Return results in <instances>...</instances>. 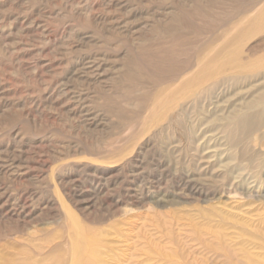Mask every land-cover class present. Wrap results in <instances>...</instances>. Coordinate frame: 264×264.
<instances>
[{"label":"rangeland","instance_id":"374dc122","mask_svg":"<svg viewBox=\"0 0 264 264\" xmlns=\"http://www.w3.org/2000/svg\"><path fill=\"white\" fill-rule=\"evenodd\" d=\"M263 1L0 0V264L264 261Z\"/></svg>","mask_w":264,"mask_h":264},{"label":"bare ground","instance_id":"6f19581e","mask_svg":"<svg viewBox=\"0 0 264 264\" xmlns=\"http://www.w3.org/2000/svg\"><path fill=\"white\" fill-rule=\"evenodd\" d=\"M252 11V10H251ZM257 11V10H256ZM255 10H253V12H251V15L252 16H250V18H246V19H243V21H241L242 22V24H244V26H246L247 24H249L250 25V22H252L251 24V26H256L257 24H259V22H260V19H257V17L258 16H262V15H264V1H263V6H262V8L259 10L260 12L258 13V12H256ZM248 17V16H247ZM239 30V32L241 31L240 30V28L238 29ZM236 51V50H235ZM212 53V52H211ZM232 53L234 54L235 52L234 51H232ZM229 54H227V56H228ZM232 55V54H231ZM213 56H215V53H213ZM219 57H220V60L221 61H223L224 59H225V57H227L226 56V53H224V51L223 52H220V54L218 55ZM210 57H212V55H210ZM229 58H230V56H229ZM235 58V57H234ZM233 57L230 59V60H232V59H234ZM238 58V57H237ZM219 63H220V61H219ZM213 68V67H212ZM214 69V68H213ZM206 75V74H205ZM191 85V84H190ZM189 85V86H190ZM194 86V85H193ZM188 88V87H187ZM193 88V87H192ZM189 89V88H188ZM190 90V89H189ZM181 92V91H180ZM183 93H184V90L182 91ZM185 92H186V90H185ZM188 94V93H187ZM187 98V97H186ZM175 103V102H174ZM173 106H174V104H172ZM172 105H170V106H172ZM167 107V106H166ZM259 115V117H261V116H263V114L262 113H260V114H258ZM243 116V115H242ZM158 117V116H157ZM234 117V116H233ZM235 119V118H234ZM249 118L247 117V115L246 116H243L241 119L239 118V120H243L244 122L245 121H247ZM242 124V123H241ZM194 178V177H193ZM199 181V180H198ZM195 184V183H194ZM192 185V184H191ZM184 187V186H183ZM195 189V188H194ZM191 190V189H190ZM183 191V190H182ZM188 191V190H187ZM64 208V207H63ZM219 226H221V225H219ZM73 227V226H72ZM75 227V226H74ZM199 227V228H198ZM198 227H196V226H191V228H192V231H191V233H190V235H192L191 237H190V239H191V241H194V242H196V243H198L199 245H201L204 249H208V246H207V240H209V239H215V238H217L218 236H220L221 238H222V235H221V232L220 231H218L217 230V227H215L214 225H204V226H198ZM219 229V228H218ZM191 230V229H190ZM77 231V230H76ZM78 234V233H77ZM188 237V236H187ZM76 241V240H75ZM225 241V240H224ZM71 242V241H70ZM223 242V241H222ZM77 244V243H76ZM212 244V243H211ZM210 244V245H211ZM224 244V243H223ZM240 244H241V242H240ZM73 245V244H72ZM239 245V244H238ZM227 247H229L228 245H227ZM77 248V247H76ZM71 249V248H70ZM75 249V248H74ZM220 250V249H219ZM71 251V250H70ZM74 251V250H73ZM77 251V250H76ZM226 251V250H225ZM72 252V251H71ZM71 252H70V254H71ZM202 252V251H201ZM230 252H232V251H230ZM74 253V252H73ZM227 253V252H226ZM229 254V253H228ZM72 256V255H71ZM87 256V255H86ZM235 256V255H234ZM245 257H247V255H244ZM229 256H227V258H228ZM186 258H187V256L184 254V255H182L181 256V261L182 262H177V264H185V261H186ZM236 258V257H235ZM27 259V258H26ZM149 260H151L150 258H148L147 259V261H149ZM258 260V259H257ZM77 260H75V255H74V259L71 261V263H69V264H75V262H76ZM90 261V260H89ZM188 262V261H187ZM198 262V261H197ZM246 262V264H264V261H262V262H258V261H255V260H253V259H251L250 257H247V260L245 261ZM63 263V262H62ZM199 263V262H198ZM241 263V262H240ZM19 264V263H18ZM194 264V263H193Z\"/></svg>","mask_w":264,"mask_h":264}]
</instances>
